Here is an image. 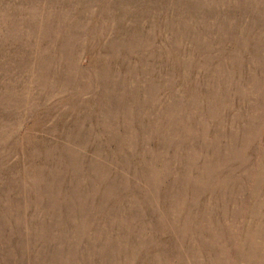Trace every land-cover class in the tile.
<instances>
[{"label": "rangeland", "instance_id": "rangeland-1", "mask_svg": "<svg viewBox=\"0 0 264 264\" xmlns=\"http://www.w3.org/2000/svg\"><path fill=\"white\" fill-rule=\"evenodd\" d=\"M0 264H264V0H0Z\"/></svg>", "mask_w": 264, "mask_h": 264}]
</instances>
